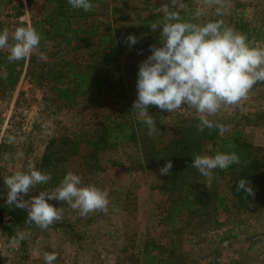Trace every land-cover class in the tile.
<instances>
[{
    "label": "rangeland",
    "instance_id": "374dc122",
    "mask_svg": "<svg viewBox=\"0 0 264 264\" xmlns=\"http://www.w3.org/2000/svg\"><path fill=\"white\" fill-rule=\"evenodd\" d=\"M184 1H191L208 22L222 19L229 26L242 19L264 29V0H226L227 11L223 16L215 14L218 5H208L205 0ZM238 2L243 5L237 6ZM165 3L170 5V0H102L93 15L87 19L76 18L74 24H96L101 30H107L116 26L115 19L122 13L126 16L137 12L148 14L158 11ZM156 4L158 10L153 9ZM113 7H118L116 15L112 14ZM44 11V0H31L30 3L4 0L0 6V30L7 27L14 31L23 26L21 17H24L23 22L30 23L33 16L39 18ZM257 45L264 47V39ZM59 47V42L51 40L47 46L39 48L33 55L43 52L48 59H37L32 68L36 71L46 62L57 61L52 54ZM67 49H63L60 56L83 65L93 58L96 48L75 43ZM6 53H9L7 49L0 50V54ZM144 60L128 61L140 65ZM26 73L15 87L0 94V200L7 199L4 176L17 170L37 169L51 138L80 135L82 130L93 129L111 112L83 97L69 106L57 99L50 82L34 80ZM190 118H197L194 110L184 109L173 114L161 111L156 123L160 130L157 134L149 136L147 126L139 127L142 138L116 150L101 151L99 167H87L81 156L73 158L64 176L71 171L82 177L84 185L107 189L108 212L81 216L67 203L49 200L50 204L63 207V217L59 221L74 223L82 235L80 240L72 239L63 231L42 230L35 224H26L18 227L25 231V240L11 247L12 236L6 234L0 224V264H45L43 253L46 249L59 254L54 264H140V250L146 240H153L155 252L167 253L168 247L174 248L181 257L172 260L175 264H179L177 261L183 264H264V202L235 208L229 185L223 179L204 178L208 183L214 180L216 188L223 195H229L227 210L212 212L207 217L199 215L189 222L184 214L174 227L162 222L169 190L160 169L167 162H155L145 152L151 145L167 141L180 122ZM210 119L229 126L227 132L245 133L251 142L262 147L264 157V85L253 87L240 105L225 106ZM89 150L83 147L81 152L85 154ZM53 189L46 184L37 185L25 199L39 195V191ZM228 230L233 236L222 240Z\"/></svg>",
    "mask_w": 264,
    "mask_h": 264
},
{
    "label": "trees",
    "instance_id": "16d2710c",
    "mask_svg": "<svg viewBox=\"0 0 264 264\" xmlns=\"http://www.w3.org/2000/svg\"><path fill=\"white\" fill-rule=\"evenodd\" d=\"M30 3L31 0H27ZM102 0H91L95 5L92 11L73 9L67 0H44L45 11L39 18H31V24L42 34L39 45L42 49L49 41L59 42L61 47L52 54L57 61L43 64L39 70L32 68L39 56L32 55L27 60L9 62L6 55L0 54V94L2 91L15 87L24 72L34 80L50 82L57 99L73 106L79 97L90 101L93 105L107 107L111 110L106 119L94 126L93 129L82 130L80 135H59L51 138L46 146L41 161L37 167L45 173H51L52 179L47 187H56L67 171V166L73 158H84L87 167H99L98 156L103 150H116L127 143L141 139L139 127L146 125L131 112L133 102L137 99V79L139 65L129 63L128 60L146 59L151 55L150 45H160L162 28L153 31L152 24L158 26L163 23L164 11L158 5L153 9L158 11L143 14L137 12L133 16L124 13L116 20V26L101 30L96 24H74L76 18L87 19L96 11L97 4ZM4 0H0V6ZM185 8L180 15L185 20L195 23H207L201 15L194 18L197 8L191 1H181ZM243 3L238 2L237 6ZM171 6V5H169ZM175 11L176 9H169ZM118 7L112 8L116 15ZM28 23L23 22V26ZM238 32L246 34L256 43L264 39L263 27L249 21L239 19L234 25ZM137 36L138 43L129 46L125 37ZM95 47V55L85 64L73 63L72 60L61 57L63 49L74 44ZM7 72V78L3 73ZM264 82L254 87L263 86ZM149 114L154 116L156 123L160 119L161 110L156 106H149ZM198 118L183 119L167 141L151 145L145 155L155 162H167L171 159L173 168L169 175H165L164 184L168 188L166 208L162 222L168 226H176L187 215L186 222L201 216H210L212 212L228 209L229 195H223L213 184L208 183L197 169L189 167L194 154L215 155L217 151H235L240 157L239 164L231 165L227 170H214L213 178L223 179L229 185V194L237 209L250 205H260L264 202V157L262 147L251 142L242 131L225 132L223 137L215 129L209 134L205 128L199 132L196 125ZM228 145H233L229 148ZM83 147L90 150L82 154ZM249 179L255 195L246 196L243 191H237L238 181ZM27 220V210L6 205V200H0V224L2 230L13 236L15 229L24 227ZM50 229L70 234L72 239L82 237L78 228L72 222L56 221ZM231 230L225 232L222 240L230 239ZM167 253L155 252L153 240H146L140 250V264H175L173 259L180 257L174 248L168 247ZM45 252H55L46 249ZM181 258V257H180ZM183 264L182 261H177Z\"/></svg>",
    "mask_w": 264,
    "mask_h": 264
},
{
    "label": "clouds",
    "instance_id": "9594fccd",
    "mask_svg": "<svg viewBox=\"0 0 264 264\" xmlns=\"http://www.w3.org/2000/svg\"><path fill=\"white\" fill-rule=\"evenodd\" d=\"M67 2L73 9H83L85 12L95 7L91 0ZM205 3L218 5L217 16L226 14V0H205ZM170 5L165 3L162 6L163 23L150 27L153 31L162 28L159 40L161 46L150 45L151 55L139 65L137 99L133 102L131 112L147 126L148 135L153 136L160 130L154 116L149 114V106H156L170 114L184 109L194 110L199 120L196 125L199 132L207 128L211 134L212 130L218 129L223 137L229 126L215 122L210 117H214L225 106L240 105L257 83L264 82V47L234 27L225 25L222 19L207 23L183 19L180 12L185 5L181 0H170ZM170 8L176 10L170 11ZM200 14L197 10L194 18ZM20 19L23 23L24 17ZM42 39V34L31 23L18 26L14 31L5 27L0 30V50H8L7 60L10 63L27 60L37 52ZM138 39L135 35H129L125 37V43L131 47L138 43ZM38 59L46 61L47 54L41 52ZM3 77L7 78V72L3 73ZM192 158L189 167L197 169L200 175L208 179L213 177L214 170H227L231 165L240 163L235 151H217L215 155L194 154ZM172 168L173 162L168 159L160 169V175H169ZM51 179L50 172L35 168L17 170L4 176L6 205L26 209V223L35 224L42 230L61 220L64 213L63 207H56L49 200L67 203L73 210H78L81 216L97 211L108 212V190L94 184L84 185L82 177L71 171L53 190H42L39 195L25 199L37 185L47 184ZM237 191H243L246 196L255 195L249 179H240ZM25 238V231L17 228L16 234L11 237L10 246H19ZM58 256L56 252L43 253L45 264H54Z\"/></svg>",
    "mask_w": 264,
    "mask_h": 264
}]
</instances>
